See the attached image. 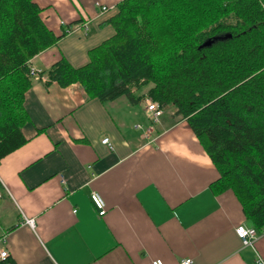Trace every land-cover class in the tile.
Returning <instances> with one entry per match:
<instances>
[{"label":"crops","instance_id":"1","mask_svg":"<svg viewBox=\"0 0 264 264\" xmlns=\"http://www.w3.org/2000/svg\"><path fill=\"white\" fill-rule=\"evenodd\" d=\"M34 1L64 36L29 62L42 78L32 77L25 95L26 143L0 162V248L13 264H259L264 231L231 190L214 191L220 173L173 106L153 120L152 99L140 97L147 87L104 103L79 83L49 79L62 58L76 68L89 63V51L115 34L110 20L123 0ZM239 226L255 231L252 246Z\"/></svg>","mask_w":264,"mask_h":264},{"label":"trees","instance_id":"2","mask_svg":"<svg viewBox=\"0 0 264 264\" xmlns=\"http://www.w3.org/2000/svg\"><path fill=\"white\" fill-rule=\"evenodd\" d=\"M42 10L0 0V162L26 143L29 62L64 36ZM110 23L115 34L88 64L62 58L49 79L104 103L147 87L141 98L173 106L199 138L220 173L214 191L231 190L264 231V0H123Z\"/></svg>","mask_w":264,"mask_h":264},{"label":"built area","instance_id":"3","mask_svg":"<svg viewBox=\"0 0 264 264\" xmlns=\"http://www.w3.org/2000/svg\"><path fill=\"white\" fill-rule=\"evenodd\" d=\"M96 5L99 6L103 12L109 10V7H107L106 5H101L100 3H96ZM30 73L33 78H36V79L42 78L40 74V70L31 69ZM147 110L150 112L151 118L153 120H158L159 117L163 114V109L161 108V106L158 105V103H156L153 100H149V103L147 105ZM146 138H148V135L144 134L142 136V139H146ZM103 142L109 144L110 141L108 138H105ZM62 181L64 182V179H62ZM3 196L4 195L0 187V203L3 199ZM91 197H92L94 204L99 210V215L101 216L105 215L106 205L103 199L101 198V196L98 193L93 192ZM25 222L31 226H34L33 219L25 218ZM236 234L241 239L242 243L245 246H252L253 243L255 242V239H256L255 231L252 228L245 227V226H239L236 229ZM7 257H9L8 251L0 248V258L4 259ZM258 263L264 264V258H259ZM153 264H164V263L162 262V260L157 259L153 261ZM180 264H194V260L192 258H185L181 260Z\"/></svg>","mask_w":264,"mask_h":264},{"label":"rangeland","instance_id":"4","mask_svg":"<svg viewBox=\"0 0 264 264\" xmlns=\"http://www.w3.org/2000/svg\"><path fill=\"white\" fill-rule=\"evenodd\" d=\"M147 90H148V88H147ZM147 90H146V91H147ZM140 93H143V92L141 91V92H139V93H137V94H140Z\"/></svg>","mask_w":264,"mask_h":264}]
</instances>
